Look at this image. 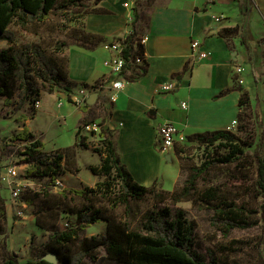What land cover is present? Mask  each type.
<instances>
[{
  "label": "trees",
  "instance_id": "trees-1",
  "mask_svg": "<svg viewBox=\"0 0 264 264\" xmlns=\"http://www.w3.org/2000/svg\"><path fill=\"white\" fill-rule=\"evenodd\" d=\"M79 0H0V41L9 45L0 49V97L5 104H12L15 96L14 109L19 110L26 101L34 103L38 100L39 80L47 85L48 92L62 83L74 85L69 80L66 56H52L45 48L34 42H25L17 46L12 43L15 32L10 26L15 23L24 26L29 23L42 22L57 8L75 5ZM98 2L100 0H94ZM241 10L248 9L249 0H237ZM61 2V3H60ZM90 9L86 13L96 12ZM76 21V17H71ZM140 14L133 12L129 25L131 31L124 37H116L109 43L117 41L121 46L122 57L125 58L124 70H131L130 75L139 76L146 71V63H135L137 56H142L143 47L138 42L139 32L137 22ZM239 30L242 43L246 46V34L241 25L222 29L223 36ZM105 41L104 36L87 32L83 28L75 30L72 44L87 50H93ZM66 43H61L62 49ZM190 69L187 61L183 69L173 76L180 78ZM123 70V72H125ZM102 79V78H101ZM97 79L94 83H98ZM93 83V84H94ZM81 86H88L82 82ZM99 97H97L98 100ZM95 103V102H94ZM93 103V104H94ZM93 104L86 100V110ZM258 125L256 136L241 137L229 129H218L195 133L186 137L183 142H196L204 146V157L198 165L189 168V175L183 184L175 185L171 190L159 189L156 183L149 186L137 183L131 173L121 163L114 143V133L109 127L100 125L97 134L100 137L102 154L101 163L92 168L93 173L103 177L102 181L93 187L61 190V194L70 192L72 196L83 199L79 206H72L68 212L75 216V224H65L64 230H52L42 244L41 253L35 258L26 260L23 264H83L85 258L93 255L98 248L103 247L107 254L121 264H221L213 254L205 256L195 248L194 222L185 215L182 209H171L169 204L157 206L169 201L176 204L196 197L200 208L210 212L209 222L223 235H228L233 229H249L258 226L260 233L256 240V258L253 263L234 264H264V122L251 110L249 96L242 91L239 98V112L236 120V130L244 133L248 123ZM90 110H86L80 126L91 124ZM1 132V129H0ZM79 131L76 132V136ZM0 170L2 160L11 153L8 146L12 142L22 143L23 162L28 166L27 176L39 178L50 177L48 188L55 184L58 174L63 171L64 154L60 151L44 150V143L30 133L24 126L18 133L11 136H1ZM257 142L251 153L248 148ZM178 143L174 153L179 161L186 145ZM83 146V141L77 143ZM252 169V181L248 188L257 199V207H252L246 201L234 199L230 186L241 188L242 181L237 179L241 170ZM214 169L235 170V180L223 183H211L210 172ZM74 171L76 169H73ZM234 177V176H233ZM50 190V189H49ZM146 197H151L154 205L140 215V221L135 223L132 216L133 203ZM122 207L124 213L114 212ZM0 215H6V199L0 195ZM106 222V231L98 236H84L85 229L93 223ZM139 224V225H138ZM47 253L57 257V263L44 259ZM4 264H19L13 255L4 251Z\"/></svg>",
  "mask_w": 264,
  "mask_h": 264
},
{
  "label": "crops",
  "instance_id": "crops-1",
  "mask_svg": "<svg viewBox=\"0 0 264 264\" xmlns=\"http://www.w3.org/2000/svg\"><path fill=\"white\" fill-rule=\"evenodd\" d=\"M90 1L98 10L83 15L81 28L104 36L105 41L93 50L76 45L68 48L67 71L72 83L92 84L106 77L108 70L103 62L113 53L104 44L116 37L124 38L131 31L132 8L124 7L121 0ZM249 1L250 17L242 25L246 46L239 30L222 34V29L242 24L237 0L150 1L144 32L138 36L147 37L142 44L146 71L127 78L131 70H126L124 86L106 92L107 98L115 97L109 103L107 124L113 130L121 163L137 183H156L168 190L179 180L177 156L171 150L160 149L157 127L162 121L174 123L186 137L232 129L239 98L245 91L251 110L264 122V0ZM217 15L225 18L215 21ZM193 39H198L200 48L208 52L205 58L192 57ZM187 61L189 71L174 77ZM237 67L243 71L237 73ZM172 79L178 81L176 88L161 92V83ZM183 101L187 108L181 107ZM172 159L176 167L169 164Z\"/></svg>",
  "mask_w": 264,
  "mask_h": 264
},
{
  "label": "rangeland",
  "instance_id": "rangeland-1",
  "mask_svg": "<svg viewBox=\"0 0 264 264\" xmlns=\"http://www.w3.org/2000/svg\"><path fill=\"white\" fill-rule=\"evenodd\" d=\"M121 1L123 2V0ZM150 1L134 0L130 4L133 11L137 10L140 13V19L137 22L139 33L144 32L151 10ZM227 8H232V6ZM90 9H93V3L90 0H79L75 5H68L63 9L57 8L42 22L29 23L24 26L13 23L10 26L15 32L12 45L34 42L45 48L52 56L67 57L68 48L74 46L72 42L75 39V30L81 29L83 15ZM240 11L243 25L250 17V9H240ZM73 16L76 17V21L72 20ZM247 36L249 37L250 34L248 33ZM61 43H66V45L62 46V49H57L55 46L61 47ZM8 45V42L0 41V49ZM36 84L40 87L38 107H35L31 101H26L21 109L15 110V96L12 104H5L0 97V137L11 136L26 126L30 133L44 143V150L60 151L64 154L63 171L57 175L55 184L48 188L50 177L27 176L28 166L22 163L23 144L12 142L7 147L11 153L2 160L0 170V195L6 199V215H0V264H4V251L13 255L19 264H23L30 258H35L41 253V246L52 230H64L66 223L70 226L75 224V216L69 213L68 209L81 205L83 199L72 196L70 192L61 194V190L93 187L96 182L103 180L102 176L93 173L92 168L96 167L99 170L98 166L103 157L100 137L97 132L101 124L109 127L107 124L108 107L112 100L107 98L106 92L110 89L103 88L96 92L99 99H96L92 106L86 107V110H90L92 118L89 128H86L80 126L86 110L79 108L85 103L77 105L73 101L74 94L81 86L80 83H75L72 86L62 83L61 86L54 87L52 92H48L47 85L39 80L36 81ZM231 130L241 137L251 135L249 137L252 138L257 135L258 125L251 120L244 133L236 130V124ZM77 131H79L78 136H76ZM79 141H83L84 145L78 146ZM0 143L2 144L1 138ZM183 145H186V148L181 153L180 177L176 185L183 184L190 173L189 168L198 165L205 154L204 146L196 142L187 141ZM256 145L255 141V144L247 149L248 152L251 153ZM175 147L171 151L174 152ZM176 160L172 159L169 164L176 167ZM11 166H15L21 173L15 179L22 182L18 206H15L10 199L8 202L9 191L4 185L6 171ZM235 176H237L235 170L214 169L210 172L209 180L215 184L227 180L233 183ZM237 179L242 181L243 186L236 188L231 185V196L234 199L248 202L252 207H257V199L248 188L252 181V169L241 170ZM157 187L158 190L161 189V187ZM167 188H169L168 190L172 189L171 187ZM165 204H169L173 210H184L188 219L194 222V245L201 254L205 256L213 254L221 264L253 263L255 261V245L260 233L258 226L243 230L233 229L225 236L210 224V212L199 207L195 196L176 204L167 201L157 206ZM153 205L154 201L151 197L134 202L132 216L135 223L140 221L141 213ZM114 212L118 215L124 213L122 207H118ZM105 231L106 222L101 221L88 226L83 235L86 237L98 236ZM83 264L121 263L116 262L103 247H100L93 255L85 258Z\"/></svg>",
  "mask_w": 264,
  "mask_h": 264
},
{
  "label": "built area",
  "instance_id": "built-area-1",
  "mask_svg": "<svg viewBox=\"0 0 264 264\" xmlns=\"http://www.w3.org/2000/svg\"><path fill=\"white\" fill-rule=\"evenodd\" d=\"M206 2H215L216 0H204ZM134 0H123V6L126 8H131V5ZM223 15L215 16V21H220L224 19ZM147 40L146 35L141 36L138 40L139 43L144 44ZM104 47L110 51H112V55L104 60V65L108 69V74L106 77L100 79L98 83L88 84V86H80L77 93L73 96V101L77 105H81L86 102V99L93 92H97L103 88H108L110 90H120L125 84L124 77V66H125V58L122 57L121 54V46L117 41L111 43H105ZM191 50L192 57H197L198 59L205 58L208 55V52L200 48V41L198 39H193L191 41ZM143 62L142 56H137L135 58V63L141 64ZM125 71V70H124ZM243 69L241 67L236 68L237 73H241ZM110 77H114V79H110ZM239 83H242L241 79H238ZM178 81L176 79H172L169 81L162 82L160 85L161 92H169L174 90L177 86ZM110 99L114 101V95H111ZM35 107L39 106V101L36 100L34 102ZM182 108H187V103L185 101L181 102ZM236 124V121H233V128ZM89 125H86V128H89ZM231 130V129H229ZM157 134L160 140V149L163 152H168L174 148V146L178 143H183L186 140V136L181 133L178 127L170 122V121H162L157 127ZM20 171H17L15 166L8 167L6 171V176L4 178V185L6 189H8V202L12 200L15 206H18V201L21 198V184L22 182L19 180H15L20 176ZM17 202V203H16Z\"/></svg>",
  "mask_w": 264,
  "mask_h": 264
},
{
  "label": "water",
  "instance_id": "water-1",
  "mask_svg": "<svg viewBox=\"0 0 264 264\" xmlns=\"http://www.w3.org/2000/svg\"><path fill=\"white\" fill-rule=\"evenodd\" d=\"M96 99H97V93L94 92L88 97V103L93 104L96 101ZM44 259L52 263H57V257L53 253H47L44 256Z\"/></svg>",
  "mask_w": 264,
  "mask_h": 264
}]
</instances>
